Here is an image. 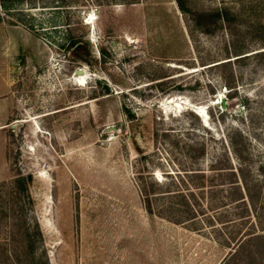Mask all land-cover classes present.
<instances>
[{
	"label": "rangeland",
	"instance_id": "obj_1",
	"mask_svg": "<svg viewBox=\"0 0 264 264\" xmlns=\"http://www.w3.org/2000/svg\"><path fill=\"white\" fill-rule=\"evenodd\" d=\"M131 1L0 0V264H223L237 223L264 232V0ZM218 7L229 21L193 27ZM233 131L248 219L228 184L210 204L214 168L239 164ZM192 170L206 186L174 219L164 194ZM141 180L161 184L152 213ZM251 250L237 264H259Z\"/></svg>",
	"mask_w": 264,
	"mask_h": 264
},
{
	"label": "trees",
	"instance_id": "obj_2",
	"mask_svg": "<svg viewBox=\"0 0 264 264\" xmlns=\"http://www.w3.org/2000/svg\"><path fill=\"white\" fill-rule=\"evenodd\" d=\"M137 0H132L131 2H136ZM177 3V6L182 12H189L190 10L187 8V0H175ZM230 19V11L226 7H218L215 10L212 11H192L191 12V21L193 22V27L205 32V33H211L214 32L216 27L220 24V22L223 21H229ZM71 44H74L72 42ZM263 52V51H262ZM260 52H255V54ZM251 54L245 55L244 57H248ZM242 58V57H241ZM238 59V58H236ZM221 63L215 64L220 65ZM239 139H238V138ZM229 143L231 145L232 151L235 153L239 164L234 168L231 166V163L224 167H216L214 169L218 170L219 174L218 177L222 178L220 183L213 184L215 178L212 177L209 181L210 184H207V186L210 189V199H211V205L221 203L222 205V199L224 197H220V192L223 189L224 185L229 186V188L233 192H237V198H233V202H235L236 207L239 206V204H242L245 209H247V218L250 217L248 212L251 211V209L256 210V199L251 194L250 190V182L248 181L247 173L249 172V167L247 164H244V154L246 153L245 150L247 149V143L244 140V137L242 138L239 131H233L229 134ZM204 149V145L202 143L194 142V143H188L185 145V150L187 155H189L190 158L195 159V155L193 154V151H197L196 155H199L202 153V150ZM216 166V165H215ZM223 169V170H222ZM191 170V169H190ZM223 172V173H222ZM179 180H177L174 184V189H170L166 191H157L159 194L160 192H165L169 195L167 198H169V211L171 216L174 217V219H178L179 217H182L184 215L190 217L194 213H196V210L191 206V204L196 203L197 201V193L196 190H193L194 188H198L199 192L198 194H201L202 188L206 186V181L204 179L205 175L203 171H184L183 173H177ZM224 178V179H223ZM224 180V181H223ZM222 185V188L219 186ZM158 188H154V187ZM182 186H185V188H182ZM216 186L219 187V189H216ZM162 189L161 184L159 182L150 181L149 184L147 181L141 180L140 182V191L141 194L144 197V204L147 208V211L149 213H152V207L154 205L152 195L154 190ZM186 189V191L184 190ZM219 191V192H218ZM232 199V198H231ZM249 199V202L247 201ZM209 204V205H210ZM209 207V206H208ZM212 207V206H211ZM202 209V207H200ZM202 211V210H201ZM170 217V216H169ZM241 217V215L239 216ZM235 221V220H231ZM248 221V220H247ZM247 221L239 222L237 223V229L234 231V233L227 237L225 239L226 247L233 248V252H229L227 258H225L223 264H237L236 255L239 256L240 254H250V252H253L251 250V247H256L259 244V264H264V232H257V229H259L255 224H250L246 228V230L243 232L240 225L246 223ZM232 223V222H231ZM264 230V228H262ZM259 242V243H258ZM258 243V244H257ZM236 260V261H234Z\"/></svg>",
	"mask_w": 264,
	"mask_h": 264
},
{
	"label": "crops",
	"instance_id": "obj_3",
	"mask_svg": "<svg viewBox=\"0 0 264 264\" xmlns=\"http://www.w3.org/2000/svg\"><path fill=\"white\" fill-rule=\"evenodd\" d=\"M6 126L7 121L0 122V163L3 162L5 156V140L2 129H4Z\"/></svg>",
	"mask_w": 264,
	"mask_h": 264
},
{
	"label": "bare ground",
	"instance_id": "obj_4",
	"mask_svg": "<svg viewBox=\"0 0 264 264\" xmlns=\"http://www.w3.org/2000/svg\"><path fill=\"white\" fill-rule=\"evenodd\" d=\"M93 19H94L93 14H90V15L87 17L86 22H87V23H92V22H93ZM73 78H74L75 80H77L79 83H83L85 77L82 75L81 72H80V73L78 72L76 75H74Z\"/></svg>",
	"mask_w": 264,
	"mask_h": 264
}]
</instances>
